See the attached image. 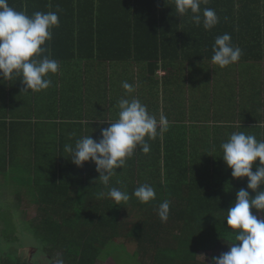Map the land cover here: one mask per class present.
I'll list each match as a JSON object with an SVG mask.
<instances>
[{
    "label": "crops",
    "instance_id": "0c3cea01",
    "mask_svg": "<svg viewBox=\"0 0 264 264\" xmlns=\"http://www.w3.org/2000/svg\"><path fill=\"white\" fill-rule=\"evenodd\" d=\"M15 1L11 7L17 9L19 5L26 10L25 4ZM162 1V10L174 13V0H158ZM188 23L141 25L139 54L126 64L128 72L117 64L110 72L107 60L99 58L102 53L97 46L90 47L95 45L91 33L81 37L76 31L74 47H65L62 42L68 28L64 23L58 27L57 41L51 40L57 44V55L51 50V58H57L60 69L50 75L52 85L47 90L22 94L24 86L18 79L11 82L13 90L6 95L0 83V205L29 207L11 213L18 227L29 229V220L36 216L33 206L37 203L31 198L33 193L39 196L38 183L43 185V199L48 201L44 205L65 206L77 204L83 196L89 201L95 198L93 189L103 187L93 182L99 178L95 165L88 162L76 167L64 147L74 146L85 135L99 140L101 130L117 119L120 98L139 99L157 119L165 115L168 128L176 129L174 137L182 140L181 131L188 145L194 144L201 154L216 140L226 141L233 132L264 129V21L254 23L253 32L250 27L228 25L227 32L235 34V46L243 54L237 63L223 69L207 58L210 51L205 46L203 25L196 29ZM121 24L107 22L98 27L122 31ZM193 30H198L195 36ZM193 37L198 41L185 47L205 58H191L185 52L184 45ZM120 40L125 41L126 34ZM99 43L98 39L96 45ZM124 71L126 79L129 74L133 77V82L126 80L134 87L131 94L122 87L125 80L120 75ZM104 76L106 81H102ZM163 134L153 140L160 160L166 143ZM11 223L8 228L15 231ZM3 237L8 236L0 235Z\"/></svg>",
    "mask_w": 264,
    "mask_h": 264
},
{
    "label": "trees",
    "instance_id": "16d2710c",
    "mask_svg": "<svg viewBox=\"0 0 264 264\" xmlns=\"http://www.w3.org/2000/svg\"><path fill=\"white\" fill-rule=\"evenodd\" d=\"M20 2L26 5V10L19 5L16 6V10L25 11L28 15L36 11L57 12L59 26L66 23L65 27L68 28L67 31L64 30L66 34L62 42L65 47L69 46L70 49L74 47L72 43L76 31L81 37L91 33L95 45L90 47L97 46L102 53L99 58L107 60L106 65H109L110 72L112 69L116 70L114 64L132 62L130 58L139 54L137 35L141 25L189 21L188 24L200 29V26L190 21V13L184 17L178 16L174 3V13H167L166 10H162L165 2L159 3L158 0H20ZM8 3L15 4L16 1L8 0ZM206 7L214 9L219 17V23L213 29L206 31L201 28V31H204L205 46L210 51L207 52L209 59L213 55L212 46L215 41L209 35L219 36L228 33L235 46L236 36L227 32L228 25L252 29L255 27L254 23L264 21V0H208L206 4H201V10ZM95 22L122 23L120 25L122 31L106 27L102 29ZM58 27L52 29L54 41H57ZM188 27L190 30L191 27L189 25ZM192 32L195 36L198 30ZM124 34L126 40H120ZM98 39L100 43L96 45ZM195 41L198 40L193 37L184 45L185 52L191 58L200 56L205 58L202 53L198 56V51H191L189 47H185ZM56 45V42L52 41L46 44L50 51L53 50L54 55H57L54 51ZM80 48L78 45V49ZM128 70L125 69L127 72ZM125 71L120 77L133 82L130 74L126 79ZM106 80V77L102 79ZM14 81L3 82L4 94L7 95L13 90V86H10ZM1 89L3 90L2 87ZM175 130L168 128L163 134L166 143L161 160L157 157V150H153L155 143L152 140L149 143L151 150L148 154L137 148L134 155L126 160L123 169H117L118 175L111 178L109 187H117L129 193L131 198L127 203L117 205L106 196L99 198V192L108 190L103 185L93 189L96 195L90 201L83 196L77 200V204L44 205L43 203L48 201L43 199V185L37 184L39 196L34 197L33 193L31 198L38 199L37 202L34 201L37 203L34 205L37 214L29 220L28 228L41 244L50 245L59 252L55 264H96L100 259L108 257H116L118 264H126L130 260L137 264H211L213 257H219L229 250L228 245L233 241L228 238L225 230L227 211L235 202L236 193L241 188L247 189V178L234 179L231 176V170L221 159L219 146L222 142L216 140L213 145H209V150L205 154H201L197 152L193 143L191 146L188 145L181 131L178 134L182 136V140L174 137ZM252 131L249 134L255 135L257 140H264V129ZM258 165L257 160L252 170L255 171ZM143 184L151 185L156 193V198L147 204L138 202L131 195L134 189ZM260 190H264V187L257 189ZM81 194L84 195L85 192L82 191ZM254 195L255 193L250 192V196ZM164 200L170 202L167 222H161L157 214L159 204ZM1 205L0 212L3 210L2 207H8L10 213L13 212L9 208L12 206ZM28 208L23 207L24 210ZM251 211L258 218H264V213L255 209ZM3 216L1 212L0 233L12 231L8 239H17L16 232L8 228L11 220L6 221ZM209 252L210 262L199 259L201 253ZM16 253L9 248L1 253L0 249V264H30L22 262Z\"/></svg>",
    "mask_w": 264,
    "mask_h": 264
},
{
    "label": "clouds",
    "instance_id": "9594fccd",
    "mask_svg": "<svg viewBox=\"0 0 264 264\" xmlns=\"http://www.w3.org/2000/svg\"><path fill=\"white\" fill-rule=\"evenodd\" d=\"M208 0H174L178 16L190 15V21L196 26L201 23L206 31L219 23V17L212 8H203L201 4ZM59 26V16L55 11H36L28 15L17 11L8 0H0V83L19 79L24 86L22 94H32L47 90L52 85L50 75L59 72L60 64L51 58L46 46L52 40V29ZM211 63L223 69L237 63L242 49L234 46L228 33L215 38L212 46ZM126 93L134 91L133 85L124 82ZM117 119L101 130L100 139L85 135L72 144H66L64 151L76 167L91 162L95 165L98 179L107 188V192L98 193L99 198L107 196L117 205L127 203L130 195L117 187H109L117 169H123L126 160L139 148L144 154L150 152L149 140L168 129L167 117L160 114L159 119L149 113L147 106L137 98L123 97L118 100ZM222 161L231 170L234 179L247 178V189L236 193V200L227 211L226 232L233 241L228 251L219 257H213L211 264H264V218H258L252 209L264 213V140L247 131H236L219 146ZM259 165L253 171L256 161ZM250 192L255 193L250 196ZM142 204L156 198L155 189L143 184L131 194ZM161 222H167L170 214V202L164 200L157 210Z\"/></svg>",
    "mask_w": 264,
    "mask_h": 264
},
{
    "label": "rangeland",
    "instance_id": "374dc122",
    "mask_svg": "<svg viewBox=\"0 0 264 264\" xmlns=\"http://www.w3.org/2000/svg\"><path fill=\"white\" fill-rule=\"evenodd\" d=\"M117 65L122 68V70L126 69V61H123L121 63H117ZM163 75V74H162ZM164 76V75H163ZM264 80V79H263ZM263 84V83H262ZM264 86V85H263ZM211 144V142H210ZM36 201L34 198L31 199V202ZM2 206V205H1ZM24 206L18 207V206H12L9 207L10 210H14L17 212V210H23ZM34 207V206H33ZM2 213L5 217L9 216L12 218L11 226L15 227L16 235L19 236L17 239H8V237L0 238V249L4 252L10 249V251L15 250L17 252V256L20 258L22 262H30V264H55L56 257L58 255V251L54 250L52 246L50 245H43L41 244L35 235L32 234V232L29 229H26L25 231L18 227L16 221L13 219L12 214L10 213L8 207H2ZM36 207H34L35 214ZM1 210V207H0ZM0 212V214H1ZM12 231L7 232H1L0 235L2 236H9V234ZM210 255L211 253H201L199 255V259L201 261L208 260L210 262ZM96 264H118L116 257H108L100 259ZM126 264H137L136 262H132L131 260L127 262Z\"/></svg>",
    "mask_w": 264,
    "mask_h": 264
},
{
    "label": "flooded vegetation",
    "instance_id": "af4514ba",
    "mask_svg": "<svg viewBox=\"0 0 264 264\" xmlns=\"http://www.w3.org/2000/svg\"><path fill=\"white\" fill-rule=\"evenodd\" d=\"M4 251L3 250H1V253H3Z\"/></svg>",
    "mask_w": 264,
    "mask_h": 264
}]
</instances>
